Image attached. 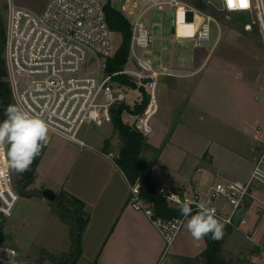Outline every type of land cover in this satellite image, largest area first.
<instances>
[{
	"label": "built area",
	"instance_id": "1",
	"mask_svg": "<svg viewBox=\"0 0 264 264\" xmlns=\"http://www.w3.org/2000/svg\"><path fill=\"white\" fill-rule=\"evenodd\" d=\"M8 1L6 17L5 65L13 103L30 113L41 116L49 124V133L67 140L86 144L80 136L88 124L97 126L113 120L115 105L126 102L130 92H143L148 102L141 112L134 113L131 126L144 135L153 131L152 117L158 110L157 84L163 75H190L197 70L178 69L168 66L156 67L154 63L138 54L139 48L148 47L155 39L146 27L144 14L154 7L166 4L175 8V23L178 24L180 7H189L183 0H142L146 4L137 9V0H127L122 11L135 14L132 23L131 49L136 69L109 72L108 60L117 48L114 46L111 29L103 0H48L41 11ZM228 14L249 15L243 25L246 30L257 26L264 45V0H205ZM191 7V6H190ZM202 17L193 35L200 47L212 46V23L220 25L211 13L191 7ZM197 14V13H196ZM129 19V17H128ZM193 23H196L195 21ZM122 75L131 76L122 81ZM130 81V82H128ZM136 102V101H135ZM114 158V153H111ZM0 158V167H6ZM263 157L255 166L247 181L223 177L214 181L205 191H183L161 187V191L173 205L188 203L192 210H200L199 204L215 209V217L225 225L240 227L245 223V212L239 221L238 211L244 209L251 194L254 180L264 182ZM140 182L130 184L129 203L144 210L170 243L181 228L186 217L174 216L164 219L155 216L151 206L141 197ZM19 192L11 181L10 169L0 176V216L12 214L19 199ZM224 198L230 209L224 212L218 200ZM17 249L0 240V264H13Z\"/></svg>",
	"mask_w": 264,
	"mask_h": 264
},
{
	"label": "crops",
	"instance_id": "2",
	"mask_svg": "<svg viewBox=\"0 0 264 264\" xmlns=\"http://www.w3.org/2000/svg\"><path fill=\"white\" fill-rule=\"evenodd\" d=\"M201 20L202 17L199 16V21ZM216 26L215 37L212 28V48H206L209 52L205 50L204 55H198V52L202 51L204 47L195 51L196 68L194 70L197 71L192 75L193 79L191 80H194L192 90L195 93L203 92L201 89L203 82L207 88L206 81L208 77L213 76L212 71L217 69L218 65H221L222 72L227 77L238 76L243 81L247 90L246 94H248L243 99L244 107L241 109L238 121L243 131L250 134L252 139L248 141V144L251 145L248 146L247 153L241 156L237 154L236 149L229 145H225L222 151L211 150V141L208 143L204 141L198 146L197 138H192L190 133H181L180 136L178 133L176 136L181 124L176 123L174 126L175 122L172 123V120L169 119L173 113L163 116L161 121L154 122L152 132L156 127L161 126L166 128L164 134L152 137L151 132L148 135L151 144L162 146L152 170V178L160 187L192 192L205 191L210 184L223 177L247 181L261 157H263L261 167L264 169V63H262V60L264 61V45L261 37L254 35L251 30H245L247 32L244 31L241 36L234 29L221 27L217 24ZM174 33L178 37H190V35L178 34L176 23ZM223 34L232 43L231 46L235 44L238 47L239 56L236 57L228 52V56L223 55L217 65L208 67L209 56L216 44H219L220 36ZM229 51L233 53L232 50ZM161 63L159 61V64ZM194 92L192 91V94ZM192 97L190 96V100L193 99ZM137 102L139 101L137 100ZM192 103L197 102L195 100ZM247 103L250 111L246 110ZM200 106L202 110L204 108L206 111L213 112V106L208 107L202 103ZM162 109H167L166 104L158 99V110L155 115ZM129 113L134 118L133 113ZM168 120L169 122L166 123ZM112 126L111 130L103 132L93 141H86L85 145L49 133L47 142L43 144V151L35 172V177L40 178L41 183L35 185L36 178L34 177L32 180L33 187L44 185L53 188L57 193L65 190L85 202L89 213V222L81 233L82 255L77 264H185L184 257L200 255L206 248L207 241L206 237L197 241L191 236L187 229V221L191 216L185 218L173 240L168 243L151 217L144 210L136 209L130 205V183L125 173L117 166L111 153L103 151L105 140L114 133L113 123ZM223 154H230L231 157L228 158H234L235 155L243 161L251 163V167L244 177H231L232 174H229L228 170L218 164L217 160L221 159ZM62 163L64 172L61 180L45 178L47 170L56 173L59 168H63ZM257 181L254 180L253 185L255 184V194L258 196L254 195L253 200H246L244 210L247 221L241 225L246 230L254 228V236L249 238L256 243L264 237V212L261 211L264 205V182L259 180L260 182L256 183ZM43 200L46 201L45 198ZM219 206L224 212H228L229 209L223 204H219ZM68 228L70 235L69 224ZM235 234L236 231L231 225L224 226L222 236L224 241L227 237L232 239ZM248 255L254 258L255 263L253 262V264H259L264 255V248L258 253L249 252Z\"/></svg>",
	"mask_w": 264,
	"mask_h": 264
},
{
	"label": "rangeland",
	"instance_id": "3",
	"mask_svg": "<svg viewBox=\"0 0 264 264\" xmlns=\"http://www.w3.org/2000/svg\"><path fill=\"white\" fill-rule=\"evenodd\" d=\"M46 1L47 0H14L18 5L35 11H41ZM103 1L106 3L108 0ZM183 1L191 7L196 8L189 2ZM111 2L113 6L124 11L123 5L126 4L127 0H111ZM137 2V9H142L146 4L142 0H137ZM190 6L179 8L177 28L178 34L180 35H193L197 26L196 24L200 23L198 16L200 13L194 11ZM203 11L213 14L219 20L221 27L234 29V31L240 33L241 36L246 30L243 23L250 19L249 15L228 14L219 10L216 5L211 3H207V8ZM7 12L8 1L0 0V18L5 22V26ZM128 17L130 20L135 17V14H128ZM175 18V8L169 4H166L163 8L154 7L149 9L144 14L143 20L146 27L154 34L155 39L148 47L139 48V54L151 59L157 67L168 66L178 69L194 70V68H196L194 54L196 49L201 47L193 38L178 37L175 35ZM194 21L196 23H193ZM212 28L214 29L215 37L217 32L215 22L212 23ZM251 32L259 38L261 37L256 25H254ZM112 38L114 46L118 48L121 43V33L114 31ZM231 44L232 43L225 34L221 35L219 44H216L209 56L208 67L217 65L220 59L223 58V55L228 56V52L229 54H234L236 57L239 56L238 52L240 50L235 44L232 46ZM205 50L207 49L203 48L202 51L198 52V55H204ZM229 50H232L233 53ZM207 52L209 51L207 50ZM159 61L162 63L159 64ZM262 63H264L263 60ZM220 66L221 65H218V68L212 71L213 76L211 78L208 77L206 81L207 88L205 86L206 84L203 82V88H201L203 92L198 91L195 93L194 90H192L194 80L191 79H193L192 75L194 74L161 75L158 78L156 92L158 99L164 101L168 110L162 109L152 118L151 123L153 125L155 121H161L163 116H169L173 113L172 117H169V119L172 120V123L175 122L174 126L176 123L178 125L181 124L176 136H178V133H180V136L181 133L185 134V132H187L190 133L192 138H197L196 142L198 146L200 143H204V141L206 143L211 141V150L222 151L225 145H229L233 147V149H236L238 152L237 154L241 156L247 153V148L251 145L248 144V141L252 139L250 138V134L243 131L238 121L241 109L244 107L243 99H245L248 94H246L247 90L243 85V81L235 75L234 77H227V75L223 74ZM124 68L136 69L135 58L132 51L130 52L129 60ZM124 77L128 79L131 76L128 77L124 75ZM129 80L134 82L132 78H129ZM165 80L166 82H164ZM192 91L194 92L193 94ZM143 94V92L137 93L132 91L128 94L126 102L133 106L135 101L137 103V100H142ZM190 96H193L192 98L195 99L197 103L193 104L192 102L195 100H190ZM201 103L208 107L213 106V112L210 110L206 111L204 108L202 110L200 108ZM252 103L254 104V101ZM248 105L247 103L245 107L246 110L250 111L247 107ZM123 118L129 124H132L134 119L128 110L123 112ZM167 122H169V120L166 121V123ZM252 124L255 125L254 122H252ZM112 127V122L100 126L88 124L81 130L80 136L87 142H91L93 139L100 136V134H103V132L111 130ZM165 131V127H156L155 131L151 133V136H161ZM110 138H112V145L116 148L118 146V135L113 133ZM42 151L43 146L41 152ZM146 153L150 154V152ZM229 156L230 154H223L222 158L217 160L218 164L228 170L229 174H232L230 175L231 177H244L251 167V163L245 162L235 155L234 158H228ZM1 159H3V164H5V157ZM62 165L63 168H59L61 172H59V169L56 173L47 170L45 172L47 175L45 178L55 181L61 180L64 172V164L62 163ZM10 175L13 186L18 190V185L25 182V179L19 181L20 174L15 170L10 169ZM258 182L260 181L258 180L256 183ZM34 183L35 185H40V178H36ZM254 185H252L251 194L247 197V201L253 200L254 195H257L255 194L256 188H254ZM29 186L33 187V183ZM257 187H259V185H257ZM59 200V198H56L54 201H49L47 199L44 201L42 197L36 195L29 196L20 194L12 214L8 217L0 216V240L14 246L18 251V255L16 254L13 264H55L49 257L50 252L58 253L68 251L81 241V237L78 236L81 232H73L70 228L71 234L69 235L68 224H66L67 222L63 220L59 213L61 210L59 207ZM218 203L230 209L229 204L224 198H220ZM261 211L264 212V205ZM231 226L233 230L236 231V234L232 239H230L231 237H227L223 242V254L227 258L233 259L243 257V264H253L255 260L248 254L249 252L258 253L263 250L264 237L256 243L249 238L254 236L253 227L246 230L242 226ZM259 264H264V255L263 258L260 259Z\"/></svg>",
	"mask_w": 264,
	"mask_h": 264
},
{
	"label": "trees",
	"instance_id": "4",
	"mask_svg": "<svg viewBox=\"0 0 264 264\" xmlns=\"http://www.w3.org/2000/svg\"><path fill=\"white\" fill-rule=\"evenodd\" d=\"M199 9H206L205 0H185ZM106 14L109 25L113 31L121 33V43L116 52L108 60L107 70L109 72L124 69L129 60L131 42H132V23L128 17L117 7L113 6L111 0L105 4ZM5 41L6 26L0 18V122L5 116V109L8 105H14L11 88L7 80V71L5 65ZM125 81L124 75L120 77ZM130 82V81H128ZM132 83V82H131ZM148 102V95L143 94L141 101L133 106L127 102H121L113 108L114 133L118 135V146L112 145V138H107L103 147L106 153H114V160L117 166L125 173L130 184L136 181L140 182L141 197L151 206L155 216L164 219H171L181 214V205H173L161 191L159 184L152 178V170L157 162L162 146H154L150 143L147 136L134 129L131 124L123 120L122 114L125 110L131 113L143 111ZM150 152V154L146 153ZM39 154L30 167L24 172H18L20 179L33 180L36 167L40 160ZM59 207L63 220L70 225L73 232H83L89 222V213L86 204L77 196L68 193L65 190L58 192ZM191 207V205H189ZM199 210H192L191 215H195ZM206 237L207 246L202 253L196 257H184L185 264H243V257L233 259L227 258L222 251L224 238L213 240L211 233ZM82 255L81 241L68 251L49 253V257L55 264H77Z\"/></svg>",
	"mask_w": 264,
	"mask_h": 264
},
{
	"label": "clouds",
	"instance_id": "5",
	"mask_svg": "<svg viewBox=\"0 0 264 264\" xmlns=\"http://www.w3.org/2000/svg\"><path fill=\"white\" fill-rule=\"evenodd\" d=\"M6 118L0 122V158H7L6 167H0V176L7 170L24 172L40 154L42 146L48 140L49 124L39 115L30 113L17 105H8ZM200 209L191 215L192 208L184 203L180 209L187 221L191 236L199 241L209 233L213 240L223 236V224L215 217V209L199 204Z\"/></svg>",
	"mask_w": 264,
	"mask_h": 264
},
{
	"label": "water",
	"instance_id": "6",
	"mask_svg": "<svg viewBox=\"0 0 264 264\" xmlns=\"http://www.w3.org/2000/svg\"><path fill=\"white\" fill-rule=\"evenodd\" d=\"M31 183H32V179L20 183L18 185V192L21 195H29V196L36 195L45 198L49 201H54L57 198L58 193L53 188L45 187L44 185H41L40 187H29ZM244 212H245L244 209L238 211L235 215V220L239 221L241 216L244 214ZM78 236L81 237V233H79Z\"/></svg>",
	"mask_w": 264,
	"mask_h": 264
},
{
	"label": "snow or ice",
	"instance_id": "7",
	"mask_svg": "<svg viewBox=\"0 0 264 264\" xmlns=\"http://www.w3.org/2000/svg\"><path fill=\"white\" fill-rule=\"evenodd\" d=\"M232 2H233V0H229L230 6L232 5ZM240 3H241V6H247L246 5V0H240Z\"/></svg>",
	"mask_w": 264,
	"mask_h": 264
},
{
	"label": "flooded vegetation",
	"instance_id": "8",
	"mask_svg": "<svg viewBox=\"0 0 264 264\" xmlns=\"http://www.w3.org/2000/svg\"><path fill=\"white\" fill-rule=\"evenodd\" d=\"M30 187V186H29Z\"/></svg>",
	"mask_w": 264,
	"mask_h": 264
}]
</instances>
